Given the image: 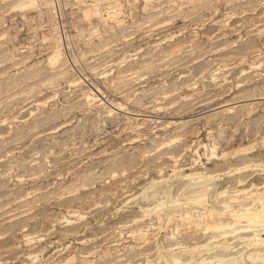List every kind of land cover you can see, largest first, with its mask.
Wrapping results in <instances>:
<instances>
[{"label": "rangeland", "instance_id": "374dc122", "mask_svg": "<svg viewBox=\"0 0 264 264\" xmlns=\"http://www.w3.org/2000/svg\"><path fill=\"white\" fill-rule=\"evenodd\" d=\"M262 231L264 0H0V264H264Z\"/></svg>", "mask_w": 264, "mask_h": 264}, {"label": "bare ground", "instance_id": "6f19581e", "mask_svg": "<svg viewBox=\"0 0 264 264\" xmlns=\"http://www.w3.org/2000/svg\"><path fill=\"white\" fill-rule=\"evenodd\" d=\"M247 113V112H246ZM243 149H245V148H243ZM181 170V169H180ZM192 174V173H191ZM187 175V174H186ZM210 211V210H209ZM247 211V210H246ZM259 214H262V213H255V214H252V215H247V214H245V212H244V214H234L232 217H233V221L234 222H236V221H238V220H240V219H245L246 220V222H251L252 220H255V218L257 219V217L259 218V217H261L262 215H259ZM212 216V215H211ZM231 217V218H232ZM210 225V224H209ZM225 225V224H224ZM210 226H208V228H209ZM219 227H220V225H219ZM223 227V226H222ZM211 228V227H210ZM211 229H213V228H211ZM215 229V228H214ZM217 229V228H216ZM245 229V228H244ZM262 232H264V231H262Z\"/></svg>", "mask_w": 264, "mask_h": 264}]
</instances>
